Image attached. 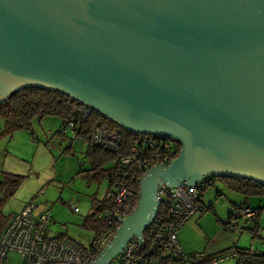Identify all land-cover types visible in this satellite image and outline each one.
I'll list each match as a JSON object with an SVG mask.
<instances>
[{
  "label": "water",
  "instance_id": "obj_1",
  "mask_svg": "<svg viewBox=\"0 0 264 264\" xmlns=\"http://www.w3.org/2000/svg\"><path fill=\"white\" fill-rule=\"evenodd\" d=\"M28 85L180 143L93 264L142 240L159 185L264 183V0H0V102Z\"/></svg>",
  "mask_w": 264,
  "mask_h": 264
},
{
  "label": "rangeland",
  "instance_id": "obj_2",
  "mask_svg": "<svg viewBox=\"0 0 264 264\" xmlns=\"http://www.w3.org/2000/svg\"><path fill=\"white\" fill-rule=\"evenodd\" d=\"M61 125L62 118L57 115L33 117L31 130L17 127L11 136L0 137V178L1 171L26 175L15 193L0 203V228L5 217L7 219L32 201L37 204L38 211L49 212L50 235L62 233L87 246L96 227L95 220L90 217L93 210L90 205L94 196L100 198L104 195L108 181L92 178L89 164H86V143L72 137L70 127L59 134L56 130H60ZM82 161L85 164L81 167L79 162ZM203 198L207 202L212 201L215 207L214 210L192 213L180 225L177 237L178 241L182 238L188 245L185 249L179 241L185 252L212 253L221 244L219 249L239 245L264 252V195L248 197L252 206L263 207L260 228L254 237L247 229L237 232L223 227L222 221L227 219L232 201L243 200V194L229 190L215 180L207 183ZM75 206L77 210H74ZM234 261V258H229L213 264H234ZM21 263L22 257L17 251L7 252L4 264Z\"/></svg>",
  "mask_w": 264,
  "mask_h": 264
},
{
  "label": "built area",
  "instance_id": "obj_3",
  "mask_svg": "<svg viewBox=\"0 0 264 264\" xmlns=\"http://www.w3.org/2000/svg\"><path fill=\"white\" fill-rule=\"evenodd\" d=\"M70 103L71 111L62 118L64 122L60 131L63 133L67 127L72 130L76 124L85 121L93 109L75 99ZM119 128L96 121L89 131V140L92 144L112 150L123 163L132 161L145 167L169 163L180 149L178 141L161 136L156 139L147 138L141 145H132L130 153L122 156ZM72 133V137H75L74 129ZM203 179L191 185H159L156 196L157 210L149 225L143 230L142 240L135 235L130 237L109 264H161L163 259L169 257L187 264L205 259L206 252H185L177 237L178 228L192 213L203 212L204 206L200 201ZM112 187L113 189L107 188L105 193L112 198L114 208L104 210L103 215L107 214L109 219H116L119 225L117 215L123 217L130 213L136 208L138 199L134 197V192L124 185ZM36 205L32 201L27 202L21 210L11 215L0 230V264L5 263L9 250H15L20 254L21 264H93L92 261L115 233L105 231L93 248L84 250L67 238L50 235L48 232L50 214L48 211H38ZM77 209L75 206L74 210ZM252 213L253 209L250 206H242L229 219V229L241 232L245 219ZM98 248H101L99 252ZM235 256L236 251L230 248L211 259L208 264ZM113 259L116 261L113 262Z\"/></svg>",
  "mask_w": 264,
  "mask_h": 264
},
{
  "label": "trees",
  "instance_id": "obj_4",
  "mask_svg": "<svg viewBox=\"0 0 264 264\" xmlns=\"http://www.w3.org/2000/svg\"><path fill=\"white\" fill-rule=\"evenodd\" d=\"M72 98L58 89H49L45 87L28 85L12 91L3 101L0 102V137L3 135H12L13 131L17 127H25L31 130V120L33 117H43L45 115H57L63 118L71 111ZM105 122L111 126H119L121 135V148L122 156L127 155L129 149L134 144H143L147 138H159L148 133L134 132L126 129L118 123L108 119L103 114L95 109H92L90 116L74 126L76 136L86 143L85 156L86 164H89L88 169L91 171L92 178L96 181H102L106 179L108 181V189H113L112 186L124 185L127 189L134 192V197L138 199L140 191V178L143 173L150 167L137 165L135 162L123 163L112 150L106 149L104 146L92 144L89 140V131L91 126L96 122ZM64 121H62L63 123ZM59 134H62L60 130H56ZM32 132V131H31ZM80 166L84 165V161L79 162ZM155 165V164H154ZM25 174L15 173L11 171H1L0 178V203L11 197L23 179ZM200 189V201L202 203L203 190L207 183L218 180L224 184L226 188L234 192L243 194V197L248 200L251 195L262 196L264 195V183L255 180L250 177L243 176H229V175H213L204 176ZM93 202L90 207L93 209L90 217L95 220V231L89 245L84 246L78 242H75L71 238L65 236L62 233L56 234V238H67L77 244L84 250L93 248L103 233L107 230L115 232L118 226V221L114 218L109 219L107 214L103 215L104 210H112L114 204L112 198L107 193L100 198L93 197ZM203 204V203H202ZM248 205L253 209V213L245 219L243 230H249L252 237L257 235V231L260 228V215L262 206H252L247 201H233L232 209L228 214V220L224 223L225 228H229L228 223L232 215L240 209L242 206ZM202 211L206 209H212L210 204L206 207L203 204ZM161 207V206H160ZM17 212V211H16ZM9 216L3 220V227L7 223ZM51 217V216H50ZM50 222V220H49ZM50 224V223H49ZM233 248L236 251L234 257V264H264V252L250 247H242L237 245H231L217 252L206 253L205 259L198 262L187 264H208L211 259L224 251ZM101 248L97 249L99 252ZM194 253V252H193ZM161 264H183L181 261L173 258H165L161 261Z\"/></svg>",
  "mask_w": 264,
  "mask_h": 264
},
{
  "label": "crops",
  "instance_id": "obj_5",
  "mask_svg": "<svg viewBox=\"0 0 264 264\" xmlns=\"http://www.w3.org/2000/svg\"><path fill=\"white\" fill-rule=\"evenodd\" d=\"M0 195H1V191H0ZM243 200H244V201H247V202L249 203V201L246 200L245 198H243ZM235 201L240 202V201H242V200H236V199H235ZM202 203H203L206 207H208V206L211 204V205H212V209L214 210L215 205L213 204L212 201L207 202V201L204 200V198H202ZM232 203H233V201H232ZM249 204H251V203H249ZM231 209H232V205H231V207H230V209H229V211H228V214H229V212L231 211ZM215 213H216V212H215ZM228 214H227V219L222 221V223H223V227H224V228H225L224 223L228 220ZM218 217H219V216H218ZM218 219H220V218H218ZM2 228H3V227H2ZM2 228H0V230H1ZM225 229H226V228H225ZM226 230H227V229H226ZM178 235H179V232H178ZM178 238H179V236H178ZM179 241L182 243V245H183V247H184L185 249L188 247V245H185V244H184V241L182 240V238L179 239ZM221 245H222V244H221ZM221 245L217 246L218 248H216L215 252H217V251H219V250L222 249V248L219 249V247H221ZM237 246H239V245H237ZM212 253H213V252H212ZM234 262H235V261H234Z\"/></svg>",
  "mask_w": 264,
  "mask_h": 264
}]
</instances>
